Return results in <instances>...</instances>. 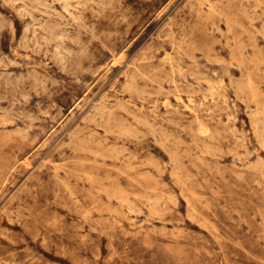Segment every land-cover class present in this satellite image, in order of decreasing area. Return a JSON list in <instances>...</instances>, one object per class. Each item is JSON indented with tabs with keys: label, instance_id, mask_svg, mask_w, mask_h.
Wrapping results in <instances>:
<instances>
[{
	"label": "rangeland",
	"instance_id": "374dc122",
	"mask_svg": "<svg viewBox=\"0 0 264 264\" xmlns=\"http://www.w3.org/2000/svg\"><path fill=\"white\" fill-rule=\"evenodd\" d=\"M0 264H264V0H0Z\"/></svg>",
	"mask_w": 264,
	"mask_h": 264
},
{
	"label": "bare ground",
	"instance_id": "6f19581e",
	"mask_svg": "<svg viewBox=\"0 0 264 264\" xmlns=\"http://www.w3.org/2000/svg\"><path fill=\"white\" fill-rule=\"evenodd\" d=\"M211 9V8H210ZM156 16V15H155ZM96 73V72H95ZM175 98V97H174Z\"/></svg>",
	"mask_w": 264,
	"mask_h": 264
}]
</instances>
